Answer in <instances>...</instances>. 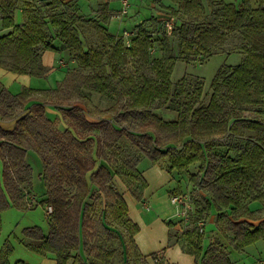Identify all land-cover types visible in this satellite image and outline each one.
Masks as SVG:
<instances>
[{
    "label": "trees",
    "instance_id": "trees-1",
    "mask_svg": "<svg viewBox=\"0 0 264 264\" xmlns=\"http://www.w3.org/2000/svg\"><path fill=\"white\" fill-rule=\"evenodd\" d=\"M26 1L37 3L35 7L24 8L28 14L26 21L15 23L12 15L15 5L0 0L1 26L11 28L0 36V68L44 75L47 69L42 52L60 51L52 42L49 29L53 28L61 48L81 66L91 69L89 73L67 72L61 84L47 89L54 93L60 90L78 93L77 99L50 102L61 113L65 122L62 129L47 116V103L37 98L30 87L12 93L0 83V118L16 119L12 129L0 127V211L9 206L22 207L25 195L29 198L32 176V167L26 161L29 149L40 157V177L45 185L43 198L35 199L32 195L30 198L44 205L45 211L47 206L52 207L46 214L47 233L36 225L23 228L22 234L29 240L25 242L27 248L38 254H52L54 264L77 260L80 249L90 258L88 264H109L114 248L98 243V224L111 238V222L100 221V214L104 219L110 215L112 221L126 223L136 247L133 236L138 225L128 216L126 200L112 181L119 177L134 184L129 192L137 201L142 199L147 181L137 168V154L118 143L122 134L152 163L180 145L179 151L183 153L172 158L167 171L198 162L197 171L189 179L206 192L203 205L206 212L215 210L218 221L230 216L232 236L227 240L234 248L241 249L264 238V218L254 215L249 207L251 202L264 201V0L252 3L242 0L239 6L225 0H174L188 17L178 25L180 43L206 50L225 34L235 33L241 40L243 58L236 64L218 68L210 84L212 93L203 102L200 81L194 86L186 81L175 84L170 81V65L163 63L174 55L173 47L167 37H162L161 57L150 60L154 75H143L141 82L120 88L117 108L103 110L104 115L111 117H100L97 121L86 117L80 103L86 102L88 96L80 93L81 89H89L88 94L91 91L111 94L115 83L123 81L120 72L127 62V53L150 59L151 36L138 26L131 48L122 47L121 41L111 34L107 35L109 49L85 48L73 23L89 20L82 17L74 1ZM205 5L209 7L207 13ZM58 6L60 11L51 10ZM44 8L48 12L42 15ZM156 99L158 105L175 111L176 117L167 120L154 114ZM136 113L144 120L132 129L130 117L135 118ZM217 137L226 139L223 148H213ZM194 220L199 221V217ZM250 220L259 222L254 225ZM166 224L173 226L171 221ZM202 241L203 235L198 234L192 249L184 248L194 255L195 262L199 259L200 264H231L222 242L209 243L202 251ZM171 244L169 240L168 245ZM8 254V247L0 249V264H30L21 259L11 263ZM150 257L159 264L155 253Z\"/></svg>",
    "mask_w": 264,
    "mask_h": 264
},
{
    "label": "rangeland",
    "instance_id": "rangeland-1",
    "mask_svg": "<svg viewBox=\"0 0 264 264\" xmlns=\"http://www.w3.org/2000/svg\"><path fill=\"white\" fill-rule=\"evenodd\" d=\"M1 1L6 2L8 0ZM9 1L15 5V9L12 13L15 23L26 21L28 14L24 12V8L35 7L37 3L36 1L31 3L26 0ZM70 1H74L73 4L78 7L82 17L84 19L88 18L89 20V22L82 20L73 23L81 37L82 45L85 48L93 47L98 50L109 49L111 43L108 41V34H111L115 40L121 41V44L123 45L122 47L131 48L132 45H134L135 37L139 32L138 26H141L142 31L148 32L153 39H151L153 43L150 47L149 60L137 56H131L127 53V62L121 66L120 72L121 76H123V81L121 83H115V90L111 94L106 95L98 91H91L88 94L87 91H90L89 89L85 87L81 89L80 93L86 94L88 100L80 104L84 109L86 117L92 121H97L100 117H111L109 114L104 115L103 110L111 108V110L114 111L117 108V104L120 101V95L118 93L120 88L126 87L132 82H141V76L143 75H154V68H152L150 60L161 57L162 50L159 40L162 37H167L169 43L173 47L174 55L171 59H168L163 63L165 66L170 65V81L173 84L186 81V83L192 84L193 86L197 81H200L202 88L200 100L203 102H207L212 93L210 84L218 68L226 64H236L240 62L244 56V52L241 48V40L239 39V35L235 33L225 34L219 41L209 45L206 50L196 49L195 47L189 48L184 43H180L178 25L182 21L187 20L188 17L180 11L178 3L174 0H139L132 5L129 13L119 16L115 13V10L119 9L118 0ZM225 1L233 2L236 6H239L242 2V0ZM250 3H252V0ZM46 10L48 12V9H42V15H44ZM51 10L57 12L61 10V7H52ZM208 11L209 7L205 5V13ZM197 16L202 17V14ZM9 31H11V28L4 29L0 22V36ZM49 32L52 36L53 44L58 47L60 51L44 50L42 52V61L47 71L44 75L34 76L35 78L33 79V84L37 86L39 90L58 86V83L67 72H91V69L81 66L77 60L71 58L66 49L61 48V41L59 37L55 35L53 28H50ZM59 66L61 68H59ZM10 85L11 92L19 91L20 84L17 80L10 83ZM77 95L78 93L76 91L64 93L62 90L56 93L50 91L44 92V90H41L36 93L37 98L47 103L45 106L46 114L49 118L54 120L55 124L60 129L65 126V122L61 117V113L50 104V102L53 100L58 101L60 99H77ZM127 101L128 100L125 98V102ZM158 102L159 100L157 99L154 101V104L152 102L154 105L152 112L154 114L167 120L176 117L177 113L175 111L164 105H158ZM248 114L250 113L248 112ZM130 120L133 123L132 129H136L137 123L144 119L140 114L136 113V117H130ZM245 133L248 132H244V134ZM117 140L118 143L130 153L137 154L139 158L137 168L143 176L146 168H149V166L153 164H156L159 168L167 172L169 183L159 189L158 196L161 198L160 204L156 203L157 195H154L152 200H150V209L146 207L149 210L142 211L147 213L148 216L160 215L166 223L171 221L174 224V227L170 230V240L172 242L179 240L183 246V250L184 248L192 249V243L196 241L197 235L202 234V251L205 250L208 246L209 235L215 231L213 220L217 221V214L213 209L209 212L205 211L203 205L206 192L192 185V182L189 179L190 174L197 171L199 165L198 162L192 163L181 170L172 169L167 171L166 169L172 164V158L183 153V150L179 151L180 145H176V147L171 149L165 157H162L156 163H152L135 149L126 135H120ZM225 142L226 139L224 140L221 137H217L216 140L213 141V148H223ZM26 160L32 167L31 191L36 194V199L39 197L43 198L45 185L40 177L42 171L40 157L34 150L29 149L26 153ZM112 183L123 194L124 198L126 196L131 198L130 195L128 196L130 193L129 187H132L134 184L130 185L122 181L119 177H114ZM176 193H189L190 195L192 209L188 220L175 215V208L171 204L168 196L170 197V195ZM28 199L30 200L28 203L25 201L23 202L24 207L9 206L0 211V249L4 248V246L8 247V259L11 263L15 262L17 259H22L30 264H39V260L37 259H40L41 256L27 248V245L25 244V242H28L29 240L26 238L21 240L23 228L36 225L40 227L44 233L48 232V215L45 214L44 205L37 201L31 202L33 199L30 197ZM249 207L254 210V215L264 218V201L251 202L249 203ZM99 213L100 210L98 208V215ZM173 213L174 215L170 216ZM195 216H198L199 220L204 222V229L201 233L199 232L197 221L194 220ZM108 217V219H104L101 214L99 215L100 221L106 223L108 220L111 222L109 231L113 236L109 238L105 230L98 224V243L103 242L105 247L108 246L114 248L113 258L110 259L109 264H155L152 261V258L151 262H149L140 255L137 248L133 245L131 241L130 227H127L126 223H121L117 220L112 221L110 215H108ZM211 217H213V220H211ZM145 220L146 223H149L151 219L145 218ZM253 222L254 225H256L259 220H254ZM220 224V226L225 227L228 225V220L225 218ZM211 237H213V235L210 236V239ZM242 247L243 250H239L231 245L230 260L232 264H264V238H259ZM154 250H156L153 251L155 255L159 257V264L165 263L166 261L160 259L163 250ZM78 254L80 255H78V259H69L68 264L89 263L90 258L88 256L86 257L81 249L78 251ZM196 264H200L199 259L196 261Z\"/></svg>",
    "mask_w": 264,
    "mask_h": 264
},
{
    "label": "crops",
    "instance_id": "crops-1",
    "mask_svg": "<svg viewBox=\"0 0 264 264\" xmlns=\"http://www.w3.org/2000/svg\"><path fill=\"white\" fill-rule=\"evenodd\" d=\"M59 68L61 67L59 66ZM66 74L67 73H65L64 77L58 83V85L63 82ZM34 78H35L34 76L26 74V73H14L6 69L0 68V83L6 88H8L10 91H11L10 83L16 80L20 84V89L18 92H20L23 88L30 87L32 89V93L36 95V93L40 92L41 90H44V92H47V89H52V88H47V89L39 90L37 86L33 84ZM12 93H17V92H12ZM15 120L16 119H1L0 118V127L3 129H12L15 125ZM143 177L147 181L148 185L143 190L142 199L140 201H137L132 197L130 193L128 194V196L130 195L131 198L127 196L125 197L126 203L128 205V216L133 222H135L138 225V231L134 234L133 239H134V243L140 255H142L146 260L151 262L150 254L154 253L153 251H156L154 249H157V250L162 249L163 253L162 255H160V259L162 261H166L165 263H162V264H196L194 255L187 253L185 250H183L182 244L179 240L173 241L171 245H168V241L170 240L169 233H170L171 228L174 227V224L170 228L168 227L166 222H164V220L160 217V215L148 216L147 213L143 212L144 210L150 209L149 208V205L151 204L150 200H152V197L154 195H157L156 203L160 204L161 198H159L158 196L159 189L163 188L165 185L169 183L168 178H167L168 177L167 172L159 168L156 164H153L149 166V168H146V170L144 171ZM31 179H32V176H31ZM29 187L30 189H32L31 183ZM31 195H32V198L35 197L36 199V194H34L32 191L30 192L28 197H31ZM24 201L28 203V198L26 195L24 197ZM33 201L35 202V200ZM146 207H148L149 209H147ZM173 215L174 213L171 214L170 216H173ZM145 218L151 219L149 223H146ZM226 219L229 220L230 216L228 215ZM211 220H213V217H211ZM221 221L213 220L215 224V231L209 235L208 244L215 242V241L222 242L226 246V251L230 258L231 244H229L227 238L232 236V230L229 225H226L225 227L220 226ZM250 221L254 224L253 222L254 220H250ZM32 226H35V225H32ZM211 235H213V237H211L210 239ZM23 238L25 237L22 234L21 240H23ZM239 250H243V247ZM39 256H41L40 259H37L39 260L38 262L39 264H54L55 263V260L52 257L53 255L50 253H47L46 255L39 254ZM158 261L160 262L159 257H158Z\"/></svg>",
    "mask_w": 264,
    "mask_h": 264
},
{
    "label": "built area",
    "instance_id": "built-area-1",
    "mask_svg": "<svg viewBox=\"0 0 264 264\" xmlns=\"http://www.w3.org/2000/svg\"><path fill=\"white\" fill-rule=\"evenodd\" d=\"M119 9L115 10L117 16L125 15L129 13L132 5L139 0H118ZM170 202L175 208V215L182 219L188 220L190 211L192 209L189 193H176L170 195ZM52 210L51 206H47L45 213L48 214ZM199 231L204 229V222L202 220L197 221Z\"/></svg>",
    "mask_w": 264,
    "mask_h": 264
}]
</instances>
